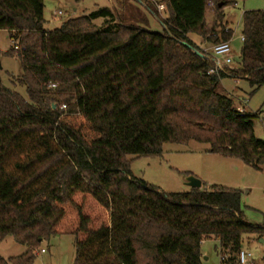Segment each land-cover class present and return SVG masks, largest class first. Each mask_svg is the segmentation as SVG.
I'll use <instances>...</instances> for the list:
<instances>
[{"label":"trees","instance_id":"trees-1","mask_svg":"<svg viewBox=\"0 0 264 264\" xmlns=\"http://www.w3.org/2000/svg\"><path fill=\"white\" fill-rule=\"evenodd\" d=\"M213 2L161 0L163 31L141 10L123 18L108 7L46 30L45 0H0V30L23 69L12 82L28 94L0 74V243L12 234L27 246L0 264H32L56 234L75 237L74 264H203L210 238L236 264L245 236H264V223L246 220L241 190L203 182L166 192L136 177L128 158L195 141L264 170L259 114L220 91L225 77L264 85V10L243 14L239 66L211 72L215 62L197 51L234 35L224 13L208 26Z\"/></svg>","mask_w":264,"mask_h":264},{"label":"rangeland","instance_id":"rangeland-1","mask_svg":"<svg viewBox=\"0 0 264 264\" xmlns=\"http://www.w3.org/2000/svg\"><path fill=\"white\" fill-rule=\"evenodd\" d=\"M159 13L157 16L149 8L148 2ZM45 0V29L53 30L61 27L68 19L88 15L91 12L108 7L119 17L129 18L141 10L149 20L148 28L153 31H163L162 20L169 13L164 7L160 10L161 0ZM223 4L222 11H218ZM206 18L208 26L213 24L218 12L224 13L227 28L234 32L231 40L233 62L230 66H239L243 47L242 30L243 14L249 10H264V0H214ZM62 12L61 14L59 12ZM131 22V20H128ZM133 22V20H132ZM103 19L94 20L100 26ZM191 39L201 45V38L196 34ZM15 42L8 31L0 30V74L5 86L20 92L26 99V87L14 85L22 72L20 61L8 53ZM202 48L210 49V45L202 44ZM221 93L231 96L236 106H244L250 113H258L255 119V134L264 139V85L254 91V87L246 79L225 77L221 82ZM210 146L195 141L189 144L165 143L160 156H128L131 160L132 173L166 192H187L192 189L187 183L188 176H196L204 183L236 188L243 192L242 201L246 220L253 224L264 223V170H257L242 160L223 157L211 153ZM206 187V186H205ZM219 241L207 239L202 244L203 264H222ZM244 248L251 251L260 264L264 257V236H249L244 238ZM45 251H42V250ZM27 246L17 242L12 234L7 235L0 243V256L8 261L11 257L22 255ZM32 264H74L76 256L75 237L70 234H56L41 242L34 251Z\"/></svg>","mask_w":264,"mask_h":264},{"label":"built area","instance_id":"built-area-1","mask_svg":"<svg viewBox=\"0 0 264 264\" xmlns=\"http://www.w3.org/2000/svg\"><path fill=\"white\" fill-rule=\"evenodd\" d=\"M158 8L162 10L164 6L160 5ZM59 13L61 14L62 12L60 11ZM242 40H244L243 35ZM203 55L205 57L211 58L215 62V68H213L211 72L218 71L219 69H222L225 65H231V63L233 62L231 40L214 44L210 47V49L204 48ZM62 108H66V105H63ZM238 109L240 111L246 110L244 106H238ZM42 251L45 250L43 249ZM221 259L222 264H227V256L221 255ZM236 264H258V262L251 251L243 248L240 251L239 256L237 257Z\"/></svg>","mask_w":264,"mask_h":264},{"label":"water","instance_id":"water-1","mask_svg":"<svg viewBox=\"0 0 264 264\" xmlns=\"http://www.w3.org/2000/svg\"><path fill=\"white\" fill-rule=\"evenodd\" d=\"M220 7H222L223 6V4H220L219 5ZM197 53L198 54H200L201 56H204L201 52H199V51H197ZM55 106V105H54ZM186 183L190 186V187H192V188H197V189H208V187H205L204 186V183H203V181L200 179V178H198V177H196V176H188L187 177V180H186Z\"/></svg>","mask_w":264,"mask_h":264},{"label":"crops","instance_id":"crops-1","mask_svg":"<svg viewBox=\"0 0 264 264\" xmlns=\"http://www.w3.org/2000/svg\"><path fill=\"white\" fill-rule=\"evenodd\" d=\"M207 186L209 187L210 185L209 184H207ZM219 241V240H218ZM220 246V245H219ZM220 248V247H219ZM258 262V261H257ZM258 264H260L259 262H258Z\"/></svg>","mask_w":264,"mask_h":264}]
</instances>
